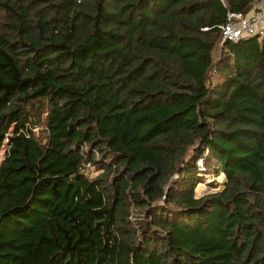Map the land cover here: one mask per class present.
I'll list each match as a JSON object with an SVG mask.
<instances>
[{
  "label": "trees",
  "instance_id": "16d2710c",
  "mask_svg": "<svg viewBox=\"0 0 264 264\" xmlns=\"http://www.w3.org/2000/svg\"><path fill=\"white\" fill-rule=\"evenodd\" d=\"M259 1L0 0V264H264Z\"/></svg>",
  "mask_w": 264,
  "mask_h": 264
},
{
  "label": "built area",
  "instance_id": "2783aa9c",
  "mask_svg": "<svg viewBox=\"0 0 264 264\" xmlns=\"http://www.w3.org/2000/svg\"><path fill=\"white\" fill-rule=\"evenodd\" d=\"M264 36V0L248 12H229L222 27V41L239 42L246 38Z\"/></svg>",
  "mask_w": 264,
  "mask_h": 264
},
{
  "label": "rangeland",
  "instance_id": "374dc122",
  "mask_svg": "<svg viewBox=\"0 0 264 264\" xmlns=\"http://www.w3.org/2000/svg\"><path fill=\"white\" fill-rule=\"evenodd\" d=\"M219 45L222 46L221 43H219ZM198 165L200 166L202 171H206L203 159L199 160ZM100 173H101L100 171L99 172L95 171V169H93V168L89 171V174H90L91 177H96ZM203 179H205V180L202 183H200L201 185H203V187H201L199 189V187L201 186L199 184L197 186V188H196V194L199 197L201 195L213 193L215 191H218V190L222 189L223 188L222 185L225 182V176L223 174H221L219 176H214L212 174H204Z\"/></svg>",
  "mask_w": 264,
  "mask_h": 264
},
{
  "label": "bare ground",
  "instance_id": "6f19581e",
  "mask_svg": "<svg viewBox=\"0 0 264 264\" xmlns=\"http://www.w3.org/2000/svg\"><path fill=\"white\" fill-rule=\"evenodd\" d=\"M201 187H203V185H201V186L199 187V189H200Z\"/></svg>",
  "mask_w": 264,
  "mask_h": 264
},
{
  "label": "crops",
  "instance_id": "0c3cea01",
  "mask_svg": "<svg viewBox=\"0 0 264 264\" xmlns=\"http://www.w3.org/2000/svg\"><path fill=\"white\" fill-rule=\"evenodd\" d=\"M256 4H257V3H255V5H253V6H256Z\"/></svg>",
  "mask_w": 264,
  "mask_h": 264
}]
</instances>
